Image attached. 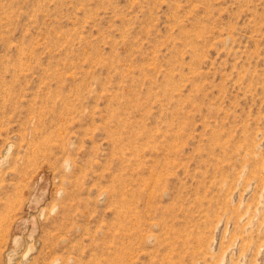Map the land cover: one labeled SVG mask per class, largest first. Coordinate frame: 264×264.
<instances>
[{"label": "rangeland", "instance_id": "1", "mask_svg": "<svg viewBox=\"0 0 264 264\" xmlns=\"http://www.w3.org/2000/svg\"><path fill=\"white\" fill-rule=\"evenodd\" d=\"M0 264H264V0H0Z\"/></svg>", "mask_w": 264, "mask_h": 264}]
</instances>
